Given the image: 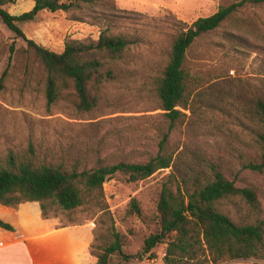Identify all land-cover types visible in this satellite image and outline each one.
I'll use <instances>...</instances> for the list:
<instances>
[{"label":"rangeland","instance_id":"obj_1","mask_svg":"<svg viewBox=\"0 0 264 264\" xmlns=\"http://www.w3.org/2000/svg\"><path fill=\"white\" fill-rule=\"evenodd\" d=\"M92 1L83 3V11H43L34 21L20 26L28 38L57 53L63 52L67 40H98L105 29L132 40L126 57L116 67V80L106 88V99L88 113L77 111L69 103L48 106L44 66L38 59L19 53L7 86L0 92V162L10 154H33L36 160L47 163L149 160L156 155L162 138L155 83L178 33L175 20L191 25L200 17L214 14L222 3L240 0ZM33 6L34 0H10L5 9L20 15ZM235 19L246 27L242 31L247 39L243 52L231 50L219 32L201 38L187 55L185 67L202 78L200 86L204 85L205 91L201 94L205 95L199 96V90H195L187 108H181L183 115L169 144L180 154V162L142 181L130 182L119 173L109 178L104 184L103 208L86 206L68 212L55 207L46 211L40 206L26 207L23 214L29 233L67 228L88 240L92 251L101 243L100 235L114 225L116 232L128 240L125 252L136 254L145 238L158 230L159 193L176 167L188 168L194 160L204 165L220 163L228 178L240 172L238 154L250 144L254 130L249 111L254 99L264 95V4L247 6ZM7 48L6 35L0 29V63ZM238 185L257 190L264 217V173L244 171ZM134 200L140 214L131 211ZM226 208L230 209L228 205ZM9 212L0 210V214ZM165 248V244L157 246L156 259L143 262L164 264ZM221 264H264V260Z\"/></svg>","mask_w":264,"mask_h":264},{"label":"trees","instance_id":"obj_2","mask_svg":"<svg viewBox=\"0 0 264 264\" xmlns=\"http://www.w3.org/2000/svg\"><path fill=\"white\" fill-rule=\"evenodd\" d=\"M9 1L0 0V29L8 41L7 52L0 63V92L7 86L16 56L22 53L38 59L44 66V96L48 106L69 103L82 113L97 110L106 99L108 84L117 78L118 63L126 57L133 41L105 29L98 40L69 39L63 52L57 53L28 38L20 24L34 21L43 11H83V3L93 1L34 0L33 8L20 15H12L5 9ZM251 4L262 5L264 0L222 3L214 14L200 17L191 25L175 20L179 25L178 33L155 83L162 116L158 130L162 138L156 155L149 160L91 164L86 159H75L72 163H47L36 160L33 154H10L0 162V210L11 211L0 214V245L25 239L18 223V210L22 205L38 203L45 211L55 207L68 212L86 206L103 208L104 184L109 178L119 173L130 182L142 181L180 162V154L170 149L169 144L183 115L181 108H187L195 90H199V96L205 91V86H200L202 78L186 69L187 55L201 38L219 32L231 45V50L243 52L247 39L242 31L246 27L235 18ZM73 19L81 18L73 16ZM228 24L231 25L229 30H224ZM249 114L254 124L252 139L238 154L241 170L234 178H228L221 164L216 162L204 165L192 160L193 166L176 167L159 193L158 230L145 238L141 251L125 252L127 238L111 225L100 235L101 243L91 252L95 258L92 264L153 260L156 259L154 249L161 244L166 245L164 264L264 260V217L259 193L252 186L238 185L244 171L264 173V95L254 99ZM131 211L140 214L135 200Z\"/></svg>","mask_w":264,"mask_h":264},{"label":"crops","instance_id":"obj_3","mask_svg":"<svg viewBox=\"0 0 264 264\" xmlns=\"http://www.w3.org/2000/svg\"><path fill=\"white\" fill-rule=\"evenodd\" d=\"M30 206L40 205L26 204L18 210V223L26 235L25 239L0 245V264H92L95 261L88 240L73 234L70 229L54 228L39 234L29 233L25 227L23 210Z\"/></svg>","mask_w":264,"mask_h":264}]
</instances>
